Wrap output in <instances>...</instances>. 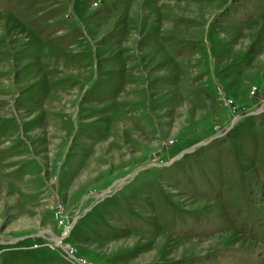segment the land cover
<instances>
[{"label":"rangeland","instance_id":"rangeland-1","mask_svg":"<svg viewBox=\"0 0 264 264\" xmlns=\"http://www.w3.org/2000/svg\"><path fill=\"white\" fill-rule=\"evenodd\" d=\"M0 264H264V0H0Z\"/></svg>","mask_w":264,"mask_h":264},{"label":"built area","instance_id":"built-area-1","mask_svg":"<svg viewBox=\"0 0 264 264\" xmlns=\"http://www.w3.org/2000/svg\"><path fill=\"white\" fill-rule=\"evenodd\" d=\"M56 240L58 241L59 239H56ZM65 250L67 251V253H68L72 258H76V256H75L74 253L72 252V250L67 249L66 247H65Z\"/></svg>","mask_w":264,"mask_h":264}]
</instances>
